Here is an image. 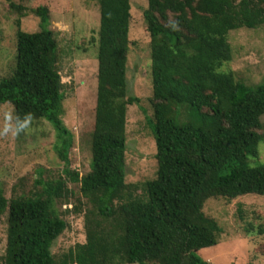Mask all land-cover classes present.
<instances>
[{
  "label": "trees",
  "instance_id": "16d2710c",
  "mask_svg": "<svg viewBox=\"0 0 264 264\" xmlns=\"http://www.w3.org/2000/svg\"><path fill=\"white\" fill-rule=\"evenodd\" d=\"M99 6L97 99L90 171L70 170L74 136L62 120L64 88L58 44L48 29L50 9L18 12L40 18V30L17 20L12 72L0 78V105L10 104L17 126L48 121L57 131L55 150L64 176L37 181L41 189L7 198L0 187V217L6 216L3 264H213L199 255L220 242L221 226L206 214L210 199L264 197V82L251 85L230 69V32L264 25V0H147L142 21L150 37L153 116L146 117L156 146V178L126 181L129 94L127 64L132 0H92ZM25 14L27 12H24ZM30 117V119H28ZM83 213L85 242L62 254L55 241L68 229L56 203ZM264 234L262 226L250 225ZM249 231V230H247Z\"/></svg>",
  "mask_w": 264,
  "mask_h": 264
},
{
  "label": "rangeland",
  "instance_id": "374dc122",
  "mask_svg": "<svg viewBox=\"0 0 264 264\" xmlns=\"http://www.w3.org/2000/svg\"><path fill=\"white\" fill-rule=\"evenodd\" d=\"M12 2L29 9L39 6L50 9L47 28L54 32L58 44L59 71L66 86L62 120L74 136L69 152L70 170L83 176L90 171L92 160L98 74V46L92 40L99 27V6L92 0H0V78L8 76L13 69L17 20H21L23 30H40V18L27 10L22 13L11 9ZM132 2L127 81L129 94L140 102L129 106L127 111L126 181L138 185L141 194L143 183L156 178L157 160L153 132L146 118L153 116L150 37L141 10L147 6V0ZM230 42L234 50L230 69L248 84L263 83L264 25L231 31ZM262 122L264 129V117ZM18 127L12 105H0V187L7 198L16 184L19 193L27 194L30 189L42 188L36 184L38 180L66 178L65 164L55 150L58 137L54 127L44 119L35 120L24 129ZM258 150L259 161L264 164V140ZM68 183L76 196L71 198V203H56L59 212L66 209L71 212L63 214L68 229L55 241L52 249L55 254L85 242L83 213L72 212L79 198L78 188ZM205 212L219 222L222 231L216 246L199 251L202 258L213 264H264V234L250 230V225L264 228V197L210 199ZM6 236V216H3L0 217V257L6 253Z\"/></svg>",
  "mask_w": 264,
  "mask_h": 264
},
{
  "label": "clouds",
  "instance_id": "9594fccd",
  "mask_svg": "<svg viewBox=\"0 0 264 264\" xmlns=\"http://www.w3.org/2000/svg\"><path fill=\"white\" fill-rule=\"evenodd\" d=\"M28 119H30V117ZM26 124H27V120H25L24 122L20 123L19 127H18V130H19V128H23L24 126H26ZM5 130H7V129H5Z\"/></svg>",
  "mask_w": 264,
  "mask_h": 264
}]
</instances>
